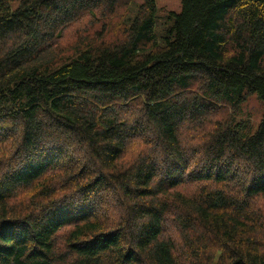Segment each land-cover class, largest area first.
I'll return each mask as SVG.
<instances>
[{
  "label": "trees",
  "instance_id": "16d2710c",
  "mask_svg": "<svg viewBox=\"0 0 264 264\" xmlns=\"http://www.w3.org/2000/svg\"><path fill=\"white\" fill-rule=\"evenodd\" d=\"M157 1L0 0V264H264V0Z\"/></svg>",
  "mask_w": 264,
  "mask_h": 264
},
{
  "label": "rangeland",
  "instance_id": "374dc122",
  "mask_svg": "<svg viewBox=\"0 0 264 264\" xmlns=\"http://www.w3.org/2000/svg\"><path fill=\"white\" fill-rule=\"evenodd\" d=\"M143 2V0H131V6L129 7V11L131 13H134V11L137 10L139 4H141ZM158 4V8H159V22L157 24L160 25V28L158 26V30L160 32V30L163 28V24L162 22L165 21V14L169 11H175L177 13H179L182 9V0H158L157 1ZM126 10V7L123 8V10L121 9L120 12ZM119 12V13H120ZM89 21L88 19L75 24L72 28H67L63 35V39H58V43L59 46L62 47H66L63 49H67L69 46V41L70 38L72 37V34L76 31V29L78 27H82V24H85V22ZM73 42V41H72ZM264 102L262 101V99L260 97H258V93H253L252 95L250 94L249 96H247V99L240 105L239 108H237L235 111L229 110L231 108H228V110H222L221 112H219L218 114H216L215 118L216 119H222L225 116H227L229 113L233 114V118L236 121L239 120H244L247 121L249 120L252 125L251 128L249 127L250 130H245L244 132H248V131H254L258 125H259V121L262 118V115L264 113ZM243 121V122H244ZM194 127V126H193ZM191 128L188 129V131H185L183 133V139L184 142H186L185 144H189V140L188 135L186 132L190 133L191 132ZM74 150V149H73Z\"/></svg>",
  "mask_w": 264,
  "mask_h": 264
}]
</instances>
